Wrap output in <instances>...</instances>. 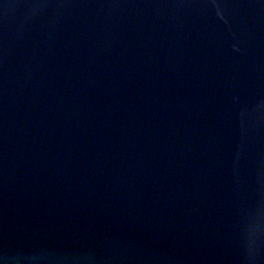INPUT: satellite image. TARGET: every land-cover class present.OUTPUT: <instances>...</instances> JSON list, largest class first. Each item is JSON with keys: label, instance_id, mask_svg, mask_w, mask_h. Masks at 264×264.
Instances as JSON below:
<instances>
[{"label": "water", "instance_id": "95a60500", "mask_svg": "<svg viewBox=\"0 0 264 264\" xmlns=\"http://www.w3.org/2000/svg\"><path fill=\"white\" fill-rule=\"evenodd\" d=\"M0 264H264V0H0Z\"/></svg>", "mask_w": 264, "mask_h": 264}]
</instances>
